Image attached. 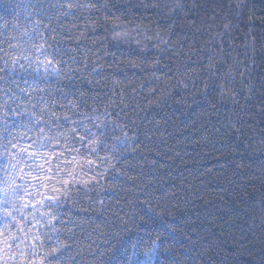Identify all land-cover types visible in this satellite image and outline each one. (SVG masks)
I'll return each mask as SVG.
<instances>
[{"label": "trees", "instance_id": "trees-1", "mask_svg": "<svg viewBox=\"0 0 264 264\" xmlns=\"http://www.w3.org/2000/svg\"><path fill=\"white\" fill-rule=\"evenodd\" d=\"M72 2L93 6L64 16L57 0H0V145L35 136L20 89L46 75L40 43L55 53L49 105L109 122L107 162L80 160L60 209L64 264H264V0ZM0 155L3 187L15 176Z\"/></svg>", "mask_w": 264, "mask_h": 264}, {"label": "snow or ice", "instance_id": "snow-or-ice-1", "mask_svg": "<svg viewBox=\"0 0 264 264\" xmlns=\"http://www.w3.org/2000/svg\"><path fill=\"white\" fill-rule=\"evenodd\" d=\"M91 6V3L83 5L73 3L72 0H57V3L49 5V8L67 16L73 9ZM65 7L68 12L62 11ZM7 23L5 21L0 27L6 28ZM33 28L43 41L44 33L39 31L35 23ZM126 36L127 33H117L119 39ZM36 51L44 57L36 63L43 66L46 75L34 78L28 90L20 89L28 97L29 105L23 113L28 119L21 127L29 133L34 132L35 136H28L30 143L27 144H22L20 140L16 143L9 140L7 144H11L15 152H11L7 144L0 145L4 152L12 157L3 170L9 177L15 176L3 179V187H0V264H64L65 256L71 251V244L61 241L57 235L60 229L55 225L57 222L65 223L62 219L65 214L60 209L65 206V201L72 199L69 194L80 183L75 168L80 160L95 166L96 161L89 159L93 156L100 164L107 162L106 156L100 157L99 150L101 145L107 146L105 139L110 134L109 122L97 116L92 120L90 127L83 120H76L72 115L56 111L59 107L75 114L78 105L71 100L67 104L53 100L50 106L48 96L51 93L44 95L46 89L40 82L47 79L55 53H50L44 43H40ZM4 63L7 65L8 61L5 60ZM12 63H17V60H12ZM127 63L132 67H140V63L135 61ZM0 71H4V68H0ZM35 71L39 73L40 68ZM25 84H28L27 80ZM79 115L84 116V113L80 112ZM111 129L115 131L116 126L111 125ZM2 158L0 155V159ZM80 167L82 168V165ZM17 179L21 182L17 183Z\"/></svg>", "mask_w": 264, "mask_h": 264}, {"label": "clouds", "instance_id": "clouds-1", "mask_svg": "<svg viewBox=\"0 0 264 264\" xmlns=\"http://www.w3.org/2000/svg\"><path fill=\"white\" fill-rule=\"evenodd\" d=\"M155 244H156V242L153 241V242H152V246H151V247H145V248L143 249V252H144V253H147V255L150 254V253L152 252L153 248L155 247Z\"/></svg>", "mask_w": 264, "mask_h": 264}]
</instances>
